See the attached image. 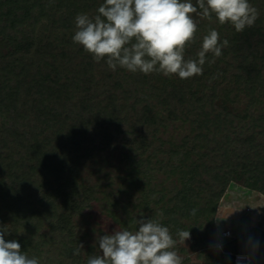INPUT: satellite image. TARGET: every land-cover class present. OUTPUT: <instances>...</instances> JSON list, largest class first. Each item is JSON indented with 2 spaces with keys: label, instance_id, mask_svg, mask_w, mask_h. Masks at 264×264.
<instances>
[{
  "label": "trees",
  "instance_id": "trees-1",
  "mask_svg": "<svg viewBox=\"0 0 264 264\" xmlns=\"http://www.w3.org/2000/svg\"><path fill=\"white\" fill-rule=\"evenodd\" d=\"M103 2L0 0L5 240L15 239L40 264H86L73 255L72 228L51 215L44 195L63 184L65 210L91 209L88 196L65 181L66 171L86 161L93 146L121 144L126 169L155 187L149 213L161 211L170 230L189 224L202 247L222 245L202 264H233L250 240L259 244L250 264H264V231L223 239L215 223L232 184L264 197V0H249L259 17L239 33L193 14L197 32L185 60L197 59L210 29L229 44L214 62L207 54L203 74L189 79L95 62L72 40L74 19L94 17Z\"/></svg>",
  "mask_w": 264,
  "mask_h": 264
},
{
  "label": "clouds",
  "instance_id": "clouds-1",
  "mask_svg": "<svg viewBox=\"0 0 264 264\" xmlns=\"http://www.w3.org/2000/svg\"><path fill=\"white\" fill-rule=\"evenodd\" d=\"M193 14L209 21L214 16L218 24H230L238 33L252 27L259 17L249 0H195V5L192 0H104L94 17L86 13L75 17L72 40L95 62L104 60L112 71L121 67L131 73L189 79L203 74L207 54L213 56L209 63L214 62L229 44L227 39L221 43L218 31L210 29L202 38L197 59L185 60V48L197 32ZM196 211L192 209L191 214ZM158 215L163 218L162 212ZM135 224L136 231L123 229L98 236L99 254L89 256L86 264H183L169 227L142 216ZM9 232L0 227V264H40L37 257L22 252L15 239L5 240ZM176 235L182 244L190 238L188 230H177ZM214 246L222 250V245ZM258 246V241L246 243V254L237 258L238 264L241 260L250 264ZM82 249L77 244L73 255H80Z\"/></svg>",
  "mask_w": 264,
  "mask_h": 264
},
{
  "label": "rangeland",
  "instance_id": "rangeland-1",
  "mask_svg": "<svg viewBox=\"0 0 264 264\" xmlns=\"http://www.w3.org/2000/svg\"><path fill=\"white\" fill-rule=\"evenodd\" d=\"M90 149L86 161L66 171L65 181L72 190L82 191L88 196L91 209L65 210L67 199L63 184L44 195L51 215L67 222L74 232L76 245H83L82 252L77 257L83 262L89 256L99 254L98 236L123 229L136 231L138 226L135 219H140L141 216L164 223L163 218L158 215L161 211L154 210L153 214L149 213L155 193L151 178L136 177L126 169L121 159L122 145L117 144L112 150L103 151L95 146ZM215 223L220 234L224 230H230L232 236L251 228L264 231V197L232 184L220 204ZM177 230L189 231L190 238L184 244L179 241ZM170 232L177 240L175 250L183 261L206 263L217 250L215 244L206 248L198 245V234L189 224H182L180 228Z\"/></svg>",
  "mask_w": 264,
  "mask_h": 264
},
{
  "label": "built area",
  "instance_id": "built-area-1",
  "mask_svg": "<svg viewBox=\"0 0 264 264\" xmlns=\"http://www.w3.org/2000/svg\"><path fill=\"white\" fill-rule=\"evenodd\" d=\"M249 211V210H247ZM233 236H232V233L230 230H224L222 233H221V238L223 239H231ZM217 244H220V243H217ZM216 244V245H217ZM221 245V244H220ZM217 249V248H216ZM218 250V249H217ZM245 254H236L234 255V260H233V264H238V261H237V258L238 257H241V256H244ZM251 263V262H250ZM240 264H249V262L247 260H241L240 261Z\"/></svg>",
  "mask_w": 264,
  "mask_h": 264
}]
</instances>
